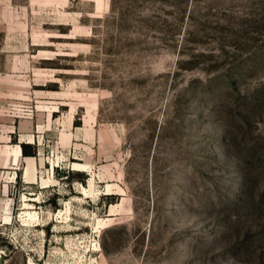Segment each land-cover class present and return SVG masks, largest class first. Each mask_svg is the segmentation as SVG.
I'll use <instances>...</instances> for the list:
<instances>
[{"label": "rangeland", "instance_id": "374dc122", "mask_svg": "<svg viewBox=\"0 0 264 264\" xmlns=\"http://www.w3.org/2000/svg\"><path fill=\"white\" fill-rule=\"evenodd\" d=\"M6 1L0 264H264V0Z\"/></svg>", "mask_w": 264, "mask_h": 264}, {"label": "crops", "instance_id": "0c3cea01", "mask_svg": "<svg viewBox=\"0 0 264 264\" xmlns=\"http://www.w3.org/2000/svg\"><path fill=\"white\" fill-rule=\"evenodd\" d=\"M3 2H8V1H6V0H3Z\"/></svg>", "mask_w": 264, "mask_h": 264}, {"label": "bare ground", "instance_id": "6f19581e", "mask_svg": "<svg viewBox=\"0 0 264 264\" xmlns=\"http://www.w3.org/2000/svg\"><path fill=\"white\" fill-rule=\"evenodd\" d=\"M75 168H77V169H78V167H75Z\"/></svg>", "mask_w": 264, "mask_h": 264}]
</instances>
